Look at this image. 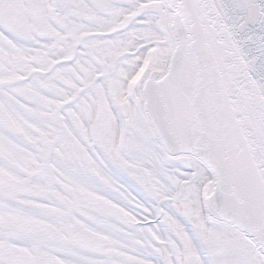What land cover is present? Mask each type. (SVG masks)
<instances>
[{
	"label": "snow or ice",
	"instance_id": "6c2138e0",
	"mask_svg": "<svg viewBox=\"0 0 264 264\" xmlns=\"http://www.w3.org/2000/svg\"><path fill=\"white\" fill-rule=\"evenodd\" d=\"M0 264H264V0H0Z\"/></svg>",
	"mask_w": 264,
	"mask_h": 264
}]
</instances>
